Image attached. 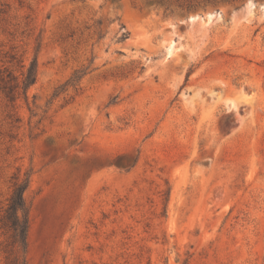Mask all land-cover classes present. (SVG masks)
Segmentation results:
<instances>
[{
	"label": "rangeland",
	"instance_id": "rangeland-1",
	"mask_svg": "<svg viewBox=\"0 0 264 264\" xmlns=\"http://www.w3.org/2000/svg\"><path fill=\"white\" fill-rule=\"evenodd\" d=\"M33 60L0 90V264H264V0H0V64Z\"/></svg>",
	"mask_w": 264,
	"mask_h": 264
},
{
	"label": "trees",
	"instance_id": "trees-1",
	"mask_svg": "<svg viewBox=\"0 0 264 264\" xmlns=\"http://www.w3.org/2000/svg\"><path fill=\"white\" fill-rule=\"evenodd\" d=\"M21 67L25 69L21 75H18L5 62L0 64V90L11 102H15L21 96L28 98V89L37 79L35 60L27 68L25 64H22ZM75 76L80 78L77 72ZM26 187V181L16 182L14 192L1 218L3 227L11 233L12 243L23 249L27 248L29 233L28 207L24 197Z\"/></svg>",
	"mask_w": 264,
	"mask_h": 264
}]
</instances>
